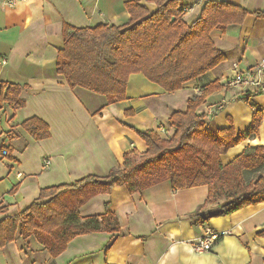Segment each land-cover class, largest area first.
Masks as SVG:
<instances>
[{"label":"crops","instance_id":"obj_1","mask_svg":"<svg viewBox=\"0 0 264 264\" xmlns=\"http://www.w3.org/2000/svg\"><path fill=\"white\" fill-rule=\"evenodd\" d=\"M129 1L149 14L158 9L150 0H16L12 7L0 0V219L27 209L42 189L90 175L107 177L123 166L127 153L144 154L146 143L136 131H156L171 139L172 114L186 112L189 101L214 83L219 88L197 110L207 133L216 135L233 127L238 137L250 128L254 109L226 82L264 59V17L257 15L264 13V0H182L191 6L185 17L189 25L207 3L239 6L249 15L241 25L212 32L226 60L175 93L143 74H133L126 99L108 105L105 96L68 85L57 66L64 24L123 26L131 20ZM4 83L23 87V109L2 102ZM251 101L263 114L258 135L214 155L211 164L216 165L218 158L224 167L255 148H264V93H256ZM32 118L47 125L48 138L36 140L23 128ZM243 177L246 182L264 178V167L245 170ZM208 194L207 186L174 190L169 181L133 194L125 186H115L111 194L90 200L80 217L104 215L109 208L119 220V233L79 236L56 259L33 238V253L24 252L21 242L15 241L0 249V264H264V203L194 225L193 215L215 206L208 203ZM207 228L230 234L220 238L212 251L197 253L193 243L204 237Z\"/></svg>","mask_w":264,"mask_h":264},{"label":"trees","instance_id":"obj_2","mask_svg":"<svg viewBox=\"0 0 264 264\" xmlns=\"http://www.w3.org/2000/svg\"><path fill=\"white\" fill-rule=\"evenodd\" d=\"M158 7L148 10L135 1L126 3L131 20L123 25H99L95 28H75L64 24L63 47L58 52V73L71 88H83L105 96L108 105L123 102L129 78L143 74L150 82L168 93H175L184 84L214 70L226 60L212 38L215 29L241 25L249 12L226 3H207L199 18L189 25L182 0H150ZM264 17V13H257ZM219 88L210 85L189 101L186 112L170 117L175 129L171 139L162 138L156 131L137 134L145 141L147 151L133 150L124 156V164L113 169L107 177L86 176L72 184L42 189L37 201L22 212L0 219V249L20 241L22 250L33 253L31 239H35L56 259L77 237L120 232L117 216L106 208L104 215L82 219L80 210L94 197L111 194L115 186H125L130 193H140L169 181L174 190L200 186L209 189L208 203L215 206L192 216L194 225L203 226L211 219L229 216L238 210L264 203V178L246 182L245 170L264 167V148L253 149L227 166L211 157L196 143L207 140L219 147L218 156L244 140L255 137L263 120L262 110L244 99L254 109L250 128L237 137L234 128L207 133L203 115L197 113L206 97ZM23 87L13 83L2 85L4 104L20 110L26 106ZM23 128L36 140L49 137L47 125L38 118L23 123ZM224 200L223 203L219 201ZM114 243L112 240L107 249Z\"/></svg>","mask_w":264,"mask_h":264},{"label":"built area","instance_id":"obj_3","mask_svg":"<svg viewBox=\"0 0 264 264\" xmlns=\"http://www.w3.org/2000/svg\"><path fill=\"white\" fill-rule=\"evenodd\" d=\"M3 2L12 7L16 0H3ZM191 11V7L185 9L186 16ZM227 87L236 88L240 92V96H251L256 93H264V59H262L254 67L247 71H238L226 82ZM6 156L7 152H3ZM50 162L46 161L45 166H49ZM229 232H215L209 228L205 229V235L193 243L194 251L197 253H206L212 251L214 245L220 238L229 235Z\"/></svg>","mask_w":264,"mask_h":264},{"label":"rangeland","instance_id":"obj_4","mask_svg":"<svg viewBox=\"0 0 264 264\" xmlns=\"http://www.w3.org/2000/svg\"><path fill=\"white\" fill-rule=\"evenodd\" d=\"M200 146L203 147V151L206 152L207 155L211 157V160L214 156L215 151L219 150L218 146L211 144V142L208 143V141H204V144H200ZM213 167H214V169H216V165L214 163L211 164V168H213Z\"/></svg>","mask_w":264,"mask_h":264}]
</instances>
